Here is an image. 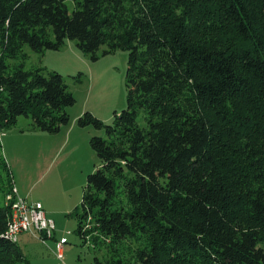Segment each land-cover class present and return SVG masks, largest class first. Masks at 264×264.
Wrapping results in <instances>:
<instances>
[{
  "label": "trees",
  "instance_id": "1",
  "mask_svg": "<svg viewBox=\"0 0 264 264\" xmlns=\"http://www.w3.org/2000/svg\"><path fill=\"white\" fill-rule=\"evenodd\" d=\"M67 1L0 0V126L25 117L57 133L75 103L56 72L6 74L15 43L42 52L75 41L92 61L102 46L128 52L126 108L112 125L88 112L77 121L111 138L89 141L101 167L71 213L80 238L86 207L98 208L108 236L130 237L134 220L151 230L137 264H264V0ZM11 178L0 145L1 198ZM116 180L132 212L111 208ZM9 216L0 202V264H30L4 237Z\"/></svg>",
  "mask_w": 264,
  "mask_h": 264
},
{
  "label": "rangeland",
  "instance_id": "2",
  "mask_svg": "<svg viewBox=\"0 0 264 264\" xmlns=\"http://www.w3.org/2000/svg\"><path fill=\"white\" fill-rule=\"evenodd\" d=\"M66 4L70 10L74 7L70 0ZM126 4L122 2L119 9H126ZM116 15L120 16L119 20L127 17V13ZM109 33L117 32L112 28ZM15 44L13 52L16 54L12 58L5 57L6 74H13L19 66L24 71L41 69L45 75L56 72L63 77L66 92L75 99L73 106L65 109L68 123L57 133L41 132L25 117H18L9 128L0 126L1 155L11 173L12 187L21 198L42 203L46 211L55 214L59 223L55 243L62 244L63 259H57L49 248H52V239L43 244L29 233H23L17 246L30 264H94L95 259L99 264H111L117 258L123 264H137L135 255L148 250L150 238L146 230L151 231L138 225V220H134L137 225H133L130 237L108 236L100 231L98 208L89 210L86 207L82 223L84 239H81L77 233V219L71 215L80 206L87 190L86 177L101 167L89 145L90 139L96 136L107 142L111 140L103 128L80 127L78 118L88 112L102 124L112 125L114 114L126 108L128 52L119 50L102 56L105 49L102 46L95 53L98 59L92 61L90 55L76 49L75 41L66 40L59 51L42 52ZM0 94L6 98L2 90ZM137 121L142 127L146 125L144 110L137 111ZM127 193L125 182L116 180L111 208L130 210ZM5 201V197L0 196L3 205Z\"/></svg>",
  "mask_w": 264,
  "mask_h": 264
},
{
  "label": "built area",
  "instance_id": "3",
  "mask_svg": "<svg viewBox=\"0 0 264 264\" xmlns=\"http://www.w3.org/2000/svg\"><path fill=\"white\" fill-rule=\"evenodd\" d=\"M1 136L2 133L0 134V138ZM5 200L10 210V216L4 232V237L8 241L17 244L19 236L23 233H29L43 244H46L47 240L53 239L55 225L51 219L46 217L41 203L29 202L21 198L17 195L14 187ZM53 254L57 259H63V247L61 243H55Z\"/></svg>",
  "mask_w": 264,
  "mask_h": 264
},
{
  "label": "crops",
  "instance_id": "4",
  "mask_svg": "<svg viewBox=\"0 0 264 264\" xmlns=\"http://www.w3.org/2000/svg\"><path fill=\"white\" fill-rule=\"evenodd\" d=\"M19 194V193H18ZM41 205H42V203H41ZM44 206L42 205V208H43ZM43 210H44V213H45V215H46V217L47 218H49V219H51L53 222H54V225H55V232H54V235H53V239L51 240L53 243H52V248L51 247H49L50 249H51V251H52V253L55 251V242L56 241H58L57 240V234H59V232L58 233H56V229H57V227L59 226V223H58V219L56 218V216H55V214L53 213V212H48V211H46L44 208H43ZM36 239V238H35ZM38 240V239H37Z\"/></svg>",
  "mask_w": 264,
  "mask_h": 264
}]
</instances>
